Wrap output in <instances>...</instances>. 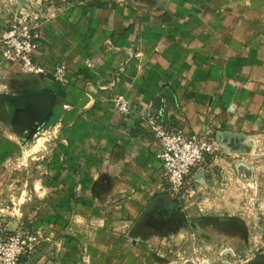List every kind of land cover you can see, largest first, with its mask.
<instances>
[{
  "label": "crops",
  "instance_id": "obj_1",
  "mask_svg": "<svg viewBox=\"0 0 264 264\" xmlns=\"http://www.w3.org/2000/svg\"><path fill=\"white\" fill-rule=\"evenodd\" d=\"M42 1L49 20L38 60L49 73L23 75L0 61V229L42 235L22 264L242 257L241 248L210 249L200 232L210 222L260 230L246 244L262 250L250 264H264V204L242 205L264 153V0H170L155 9V0ZM24 3L0 0V32ZM61 64L63 84L51 74ZM120 100L129 114L118 112ZM151 115L221 145L188 177L181 200L162 187ZM39 134L54 139L40 158L29 145ZM32 197H43L39 211ZM249 212L260 216H242Z\"/></svg>",
  "mask_w": 264,
  "mask_h": 264
},
{
  "label": "built area",
  "instance_id": "obj_2",
  "mask_svg": "<svg viewBox=\"0 0 264 264\" xmlns=\"http://www.w3.org/2000/svg\"><path fill=\"white\" fill-rule=\"evenodd\" d=\"M48 20L49 13L42 0H25L24 7L7 21L5 29L0 32V58L17 66L20 74H48V68L38 60L41 29ZM51 74L56 82L63 84L68 75L67 66L58 65ZM117 110L121 115H127L131 106L120 100ZM147 121L159 147L162 187L172 198L181 200L188 177L214 160L222 151L221 145L211 135H188L178 127L167 126L155 115L148 117ZM39 239L38 233L25 226L13 230L0 229V264H20Z\"/></svg>",
  "mask_w": 264,
  "mask_h": 264
},
{
  "label": "rangeland",
  "instance_id": "obj_3",
  "mask_svg": "<svg viewBox=\"0 0 264 264\" xmlns=\"http://www.w3.org/2000/svg\"><path fill=\"white\" fill-rule=\"evenodd\" d=\"M19 11L21 10L18 9ZM18 12V11H16ZM16 12H13L6 20H10ZM4 13V12H3ZM7 21L5 23L7 24ZM6 27V26H5ZM6 61L5 59H0V61ZM20 74V73H19ZM45 138V141L42 140V138ZM40 139V140H39ZM43 143H39L40 141ZM54 139L49 138L46 139V136L43 134H39V136L34 137L30 142V149H33L34 156H39V158L42 156L43 152H46L47 150H44V146H51ZM257 158L256 171L258 174V177L255 181L250 182V189L257 190L258 193H261L262 196L254 195L251 191L252 196L249 198H243L242 205L243 207L247 208L250 207L251 209L259 208L261 205L264 204V153H261ZM33 168L35 172L40 173L41 172V166L40 165H33ZM257 193V194H258ZM30 202L33 205L34 211H39L38 209L41 207L43 197H32L28 198ZM20 201L25 202L26 198L22 197L19 198ZM26 204V203H24ZM34 217H38L37 214L33 215ZM242 216H251L254 218H258L260 216L259 213L253 212V213H243ZM31 231V230H30ZM33 231V230H32ZM260 230H248L247 228H238L237 226H234L232 222H227L226 224H217L214 222H210L208 225L204 226L203 229H200V232L206 233L211 238L210 241V249L214 251L220 250L223 247L226 249L229 248H238L242 250V257L239 258V256H229V259L226 260L225 264H250L249 258L253 257L254 255H257L262 252V250L256 249V247L253 245L251 248H254L251 250L249 245L246 244V241L248 238H253V236H258ZM39 234V242L36 244L31 251V253H27L23 256L22 260L20 261V264H22L23 259L27 256L32 255L34 252H36L41 243H42V235L41 233L37 232ZM257 233V234H256ZM238 251V250H237ZM232 252V251H231ZM230 253V252H229ZM231 255V254H230ZM242 259V260H241ZM245 260H248L245 262ZM222 264V262H220Z\"/></svg>",
  "mask_w": 264,
  "mask_h": 264
},
{
  "label": "water",
  "instance_id": "obj_4",
  "mask_svg": "<svg viewBox=\"0 0 264 264\" xmlns=\"http://www.w3.org/2000/svg\"><path fill=\"white\" fill-rule=\"evenodd\" d=\"M155 4L152 6H149V9H155V8H168V4L170 0H155Z\"/></svg>",
  "mask_w": 264,
  "mask_h": 264
}]
</instances>
